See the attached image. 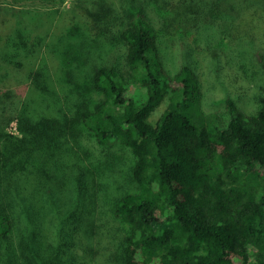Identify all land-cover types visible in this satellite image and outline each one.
I'll use <instances>...</instances> for the list:
<instances>
[{
    "label": "trees",
    "instance_id": "16d2710c",
    "mask_svg": "<svg viewBox=\"0 0 264 264\" xmlns=\"http://www.w3.org/2000/svg\"><path fill=\"white\" fill-rule=\"evenodd\" d=\"M157 1L76 0L52 13L51 37L58 44L83 30L123 43L126 72L96 69L93 85L101 100L94 106L81 101L71 118L97 145H120L133 157L128 178L136 190H119L109 204L119 244L115 260L109 256L105 264H264V99L255 113L242 112L231 98L224 109L204 113L196 73L184 66L170 74L157 42L166 30H194L221 13L231 17L229 42L254 43L264 65V7L259 0L245 6L241 0H164L156 15ZM10 19L0 21V53L10 45L28 46L18 16ZM17 49L10 55L21 54ZM232 68L234 79L251 78L243 63ZM16 106L17 100L8 105V115ZM27 133L39 150L45 137L36 127ZM79 152L69 168L77 182L66 195L46 189L44 177L28 171L23 177L0 146V202L7 205L0 210V264H94L95 237L105 225L86 205L105 193L93 162L85 165ZM31 153L23 169L32 163ZM68 177L60 179V188ZM48 193L50 203L43 205Z\"/></svg>",
    "mask_w": 264,
    "mask_h": 264
},
{
    "label": "rangeland",
    "instance_id": "374dc122",
    "mask_svg": "<svg viewBox=\"0 0 264 264\" xmlns=\"http://www.w3.org/2000/svg\"><path fill=\"white\" fill-rule=\"evenodd\" d=\"M75 1L65 0L61 3L53 0H0V21H8L13 16H18V23L28 43L27 49H17L10 45L1 51L0 146L10 157V164H17V171L23 177H27V171L33 173L32 177H44L43 185L46 189H52L55 193L63 190L66 195L69 194L67 188L73 186L72 181L77 182L69 172L70 165L77 160V149L90 151L85 154L82 150L79 156L85 165H88V159L93 162L94 170L98 173L97 185L105 193L100 201L86 205L95 209L94 213L99 218L97 223L105 225L99 228L94 242V264H105L109 256L115 260V248L119 244L115 241L118 237L113 218L109 215V204L113 205L119 190H136L128 178L133 157L128 149L120 145H97L80 124L71 125V118L74 116V107L81 101L94 106L101 100L102 95L93 85L96 69L107 66L126 72L127 68L123 43L117 36L111 39L103 35L92 37L87 30H83L81 36L78 32L69 36V43L58 44L56 40L52 43L50 30L55 20L52 13L68 9ZM249 1L241 0L240 4L245 6ZM163 2L164 0H158L155 3L157 11L153 12L156 15ZM259 3L264 7V0H259ZM238 10L236 8L237 12ZM230 14L237 17L233 12ZM50 15L53 16L52 19ZM37 20H40L38 25ZM210 20L213 23L205 22L197 29L179 31L175 35L169 30L162 32L157 42L166 70L173 75L184 66L193 69L202 85L200 108L206 114L224 109L228 98L233 99L242 112L255 113L264 99V65L259 57L262 49L252 42H229L225 31L231 17L216 13ZM35 35L44 37L43 41L39 43L34 40ZM14 49L21 54L16 52L10 55ZM52 53L54 59H51ZM242 63L251 78L234 79L232 67ZM36 73L39 75L36 76ZM36 86L41 87L40 90ZM9 89L15 92H7ZM10 94L18 96L14 98ZM16 100L17 112L10 116L6 109ZM166 106L167 103L162 104L156 110L155 117L160 116ZM28 126L36 127L39 135L45 137L41 147L38 146L39 150L36 149L37 145L28 143ZM74 131L80 135L77 136ZM12 146L14 150L11 149ZM31 151L32 163L23 169L21 162ZM14 153L16 156H13ZM101 160L103 161L100 164ZM121 168L125 170L122 171ZM67 174L68 180L60 188L59 181ZM49 203L48 193L45 194L43 205ZM2 204L3 200L0 202V210L7 206ZM80 213L87 219L85 213Z\"/></svg>",
    "mask_w": 264,
    "mask_h": 264
}]
</instances>
